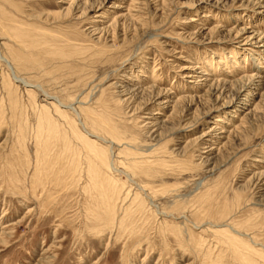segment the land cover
Returning <instances> with one entry per match:
<instances>
[{
	"label": "rangeland",
	"instance_id": "obj_1",
	"mask_svg": "<svg viewBox=\"0 0 264 264\" xmlns=\"http://www.w3.org/2000/svg\"><path fill=\"white\" fill-rule=\"evenodd\" d=\"M64 2L0 0V264H264V0Z\"/></svg>",
	"mask_w": 264,
	"mask_h": 264
},
{
	"label": "bare ground",
	"instance_id": "obj_2",
	"mask_svg": "<svg viewBox=\"0 0 264 264\" xmlns=\"http://www.w3.org/2000/svg\"><path fill=\"white\" fill-rule=\"evenodd\" d=\"M75 1H80V0H65V2L64 3H66V4H69V5H72ZM85 1V3L84 4H87V2L89 1V0H83V2ZM260 8H264V6H262V5H260L259 6ZM98 12H99V10H98ZM261 14H264V12H261ZM98 16V15H97ZM104 16V15H103ZM103 16H102V18H103ZM104 18H105V16H104ZM214 30H216V28H213ZM98 31V30H97ZM238 33H237V35L239 36V38H240V42L242 43L241 45L242 46H251V47H258V49H264V36L263 35H260V34H258V33H256V32H253V31H250V30H248L247 28L246 29H239V31H237ZM238 38V39H239ZM18 39H19V37H18ZM260 52V51H259ZM53 53V52H52ZM258 53V52H257ZM256 54V53H255ZM14 58H15V60H17V61H21V54H19V53H15V55H14ZM57 58V57H56ZM2 60L12 69L13 68V66H12V63H11V61H9L7 58H2ZM196 70V69H195ZM193 72V71H192ZM203 76V75H202ZM190 78L191 77H193V76H189ZM245 78L243 79V80H241V81H237V83H230V84H228V83H221V81H219L218 83H213V84H210V86H209V89H210V92H211V94H209L210 96H214V97H216V100L215 101H217L218 99H219V97H220V95H222L223 93H225V92H231L233 89H234V87L235 86H239V84H240V87L237 89V93H238V100H241V98L242 97H245L246 99L244 100V102H245V104H243V106H246V107H244L243 109H244V111H242V110H236L235 112L236 113H242V115H243V118H242V120L244 119V118H247V119H249V118H252V120L254 119V117H255V115H256V113H257V111H259L260 110V105H259V103L257 102L256 104H255V100L253 99L254 97H256V91H257V84H259V83H257L256 84V79H255V77H248V78H246V76H244ZM15 80H17V81H20L21 79H19V78H15ZM24 82V81H23ZM228 82V81H227ZM222 86V87H221ZM220 87L222 88L221 90H220ZM223 87H224V89H223ZM253 87H255V88H253ZM252 89H255V92H254V90H252ZM259 90V89H258ZM249 91V92H248ZM252 91V92H251ZM165 96V95H164ZM165 100H167L166 98H162V96L160 95L159 97H158V101H159V103L160 104H162ZM194 100V99H193ZM166 103V102H165ZM178 103H180V101L179 102H176L175 104H177V105H179ZM169 104V103H168ZM231 105L232 104H223L221 107H223V108H225V109H230V107H231ZM253 105V106H252ZM165 106V105H164ZM251 106L252 107H254L253 109H252V111L250 110V108H251ZM73 110V109H72ZM74 112H75V114H77V116H80V114L77 112V110H73ZM83 111V110H82ZM89 114L90 113H88V116H89ZM85 115V114H84ZM92 115H94V114H92ZM251 115V117H248V116H250ZM236 117H234V119H235ZM250 120V119H249ZM221 120L220 119H217L216 120V122H220ZM101 122L103 123V121L102 120H99L98 118H94L93 119V117H88V121H86V122H83L82 121V125H83V127L84 128H86L87 126H88V124L91 126V128H93V130H96V131H103V128H102V124H101ZM251 123V122H250ZM107 130V129H106ZM86 131V130H85ZM226 132V131H225ZM107 133V132H106ZM223 133V132H222ZM86 134H87V136H85L84 134H83V138H85V140L87 141L88 139H90L89 137H93V138H95V136H93V135H91L90 133H88V132H86ZM89 136V137H88ZM97 138V137H96ZM104 142H107V141H105V140H103ZM111 144V143H110ZM46 146V145H45ZM88 146H89V148L91 149V152L93 153V163L94 164H97L98 165V171H100V175H99V180L97 179V178H94V181L97 183V187H100V186H102L103 184H104V182H103V180H102V178H104L103 177V173H102V171L103 170H106L107 171V169L108 170H111V168H113V164H111V162L109 161V158L110 157H108V152L109 151H107V150H105V149H102V147L101 148H99L98 146H96V144H94V142H91V144H88ZM50 148V147H49ZM48 149V148H47ZM111 149V148H110ZM50 151V150H49ZM45 152V151H44ZM45 154V153H44ZM50 154V153H49ZM47 155H48V153H47ZM46 157V156H45ZM50 161V160H49ZM51 163V162H50ZM49 163V167H51V164ZM90 164V163H89ZM48 165V164H47ZM90 166V165H89ZM75 168V167H74ZM106 171H104V172H106ZM41 173V172H40ZM91 174V173H90ZM91 176H92V174H91ZM108 177V176H107ZM114 179V178H113ZM106 180V179H105ZM108 180V179H107ZM98 181H99V183H98ZM119 181V180H118ZM94 187V186H93ZM105 187H106V185H105ZM103 188H104V186H103ZM102 188V189H103ZM120 188V187H119ZM117 190H119V189H117ZM114 191H116V190H114ZM117 192H119V191H117ZM100 196V195H99ZM112 196V195H111ZM129 196V195H128ZM137 196V195H136ZM112 199V198H111ZM110 199V200H111ZM120 199V198H119ZM109 200V198L107 199V198H105V197H102V209H105L106 211V216H107V220L110 222V224H113L114 223V214H113V212H114V209H116V208H114L113 207V205L111 204V201ZM137 201V200H136ZM114 203V202H113ZM139 203V202H138ZM137 203V204H138ZM141 204V203H140ZM139 204V205H140ZM117 205V204H116ZM141 207V206H140ZM135 208V207H134ZM130 210V209H129ZM116 215V214H115ZM100 217L98 216L97 217V219H99ZM124 219V218H123ZM122 220V219H121ZM121 222H123V221H121ZM109 225V224H108ZM113 226V225H112ZM122 228V227H121ZM237 242V241H236ZM238 243V242H237ZM263 251V250H262ZM257 254V253H256Z\"/></svg>",
	"mask_w": 264,
	"mask_h": 264
}]
</instances>
